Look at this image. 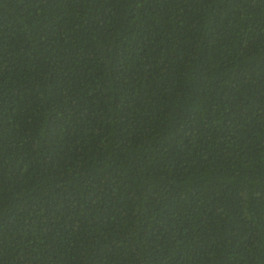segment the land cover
<instances>
[{"label":"trees","instance_id":"16d2710c","mask_svg":"<svg viewBox=\"0 0 264 264\" xmlns=\"http://www.w3.org/2000/svg\"><path fill=\"white\" fill-rule=\"evenodd\" d=\"M0 264H264V0H0Z\"/></svg>","mask_w":264,"mask_h":264}]
</instances>
